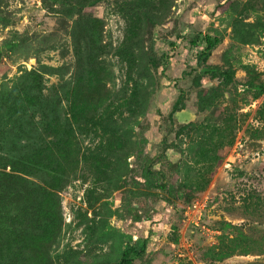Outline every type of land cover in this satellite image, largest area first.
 Segmentation results:
<instances>
[{
    "label": "rangeland",
    "instance_id": "1",
    "mask_svg": "<svg viewBox=\"0 0 264 264\" xmlns=\"http://www.w3.org/2000/svg\"><path fill=\"white\" fill-rule=\"evenodd\" d=\"M0 175V264H264V0H0Z\"/></svg>",
    "mask_w": 264,
    "mask_h": 264
},
{
    "label": "trees",
    "instance_id": "2",
    "mask_svg": "<svg viewBox=\"0 0 264 264\" xmlns=\"http://www.w3.org/2000/svg\"><path fill=\"white\" fill-rule=\"evenodd\" d=\"M219 38H212L211 36H199L196 39L191 40V47L200 49L197 52V62H206L211 58L212 52L219 44ZM175 44L171 45V49L174 51ZM202 49V50H201ZM149 55V66L156 73L159 68L163 66L164 59L159 55L156 47L150 45L148 48ZM202 74L206 75H217L220 72L215 68H210L208 66L204 67ZM7 178L6 176L0 175V179ZM40 189V188H39ZM146 254V242H136L127 244L122 258L118 263L115 264H134L135 260L141 259Z\"/></svg>",
    "mask_w": 264,
    "mask_h": 264
}]
</instances>
